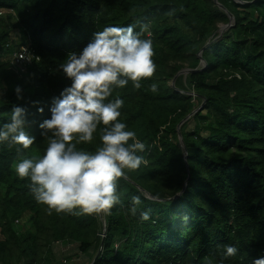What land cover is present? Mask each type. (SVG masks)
<instances>
[{
	"label": "trees",
	"instance_id": "16d2710c",
	"mask_svg": "<svg viewBox=\"0 0 264 264\" xmlns=\"http://www.w3.org/2000/svg\"><path fill=\"white\" fill-rule=\"evenodd\" d=\"M239 1L218 0L234 25L216 38L217 25L230 18L211 0H0L16 20H0V126L21 106L25 130L36 138L28 149L0 143V264H61L56 242L76 245L90 264H253L264 257V0ZM128 25L145 29L141 38L152 41L156 71L139 90L129 82L109 99L124 101L119 119L145 145L138 155L146 163L125 170L120 203L110 213L49 215L14 163L44 154L48 137L39 124L71 84L61 69L68 54L105 27ZM22 46L40 61L19 75L2 56ZM201 51L207 65L194 71ZM185 62L192 71L171 86ZM197 109L180 128L185 152L178 126ZM100 145L98 130L77 148L94 152ZM133 197L141 201L135 215ZM147 210L145 221L140 213ZM226 246L237 253L226 256Z\"/></svg>",
	"mask_w": 264,
	"mask_h": 264
},
{
	"label": "clouds",
	"instance_id": "9594fccd",
	"mask_svg": "<svg viewBox=\"0 0 264 264\" xmlns=\"http://www.w3.org/2000/svg\"><path fill=\"white\" fill-rule=\"evenodd\" d=\"M144 31L142 27L136 32L132 25L105 27L95 32L78 54L69 53L61 65L71 84L52 98L50 118L39 124L41 135L48 137L44 154L21 155L14 165L20 179L30 180V192L37 203L46 206L49 215L110 213L120 203L118 181L125 170H136L146 163L138 155L145 145L119 119L124 101L109 99L115 88L131 82L139 90L142 80L154 76L155 52L152 41L141 38ZM150 90L157 91V85L153 83ZM14 91L17 99H23L19 85ZM37 110L44 111L43 107ZM27 123L26 108L14 106L10 121L0 126V143L30 148L36 138L25 130ZM98 130L101 145L94 152L77 148L81 143L91 144ZM132 202L130 212L135 215V205L141 201L133 197ZM149 213L142 211L140 218L148 220ZM182 219L187 222L188 217ZM236 253V247L226 246V256ZM253 264H264V257L254 259Z\"/></svg>",
	"mask_w": 264,
	"mask_h": 264
},
{
	"label": "rangeland",
	"instance_id": "374dc122",
	"mask_svg": "<svg viewBox=\"0 0 264 264\" xmlns=\"http://www.w3.org/2000/svg\"><path fill=\"white\" fill-rule=\"evenodd\" d=\"M211 1H214V0H211ZM214 2H215V1H214ZM3 19L5 20V23L8 24V26H12V23H14V22L16 21V20L14 19V17H10V16H9V13L6 14V15L4 16ZM225 25H226V24H224V23H222V22L219 23V24L217 25V30L215 31V33H216V34L219 33V29H220L221 27L225 26ZM10 36H11V39H12L13 41H16V40L18 41V40L20 39L19 31H18L17 29H15V28H13V29L11 30ZM186 69H190V67H189V65H188L187 62H185V63L183 64V68H182L181 70H179L178 73H177L175 76H173V77L169 80V83H170L171 86L176 87V83H177V81H178L179 79H182L183 81H186V77H187V75H188V73H189V72H187V73L183 72V71L186 70ZM26 81H27L28 83H31V82H32V79L26 77ZM176 88H177V87H176ZM3 94H4V90H3V89H0V97H1ZM193 95L196 96L195 94H193ZM191 127H192V125H189V126H188L189 129H190ZM30 157H32V156H30ZM17 162H18V161H17ZM14 165H15V163H14ZM59 248H60V244H59V242H56V243L53 244L52 249H53V252H54L55 255L57 254V251H58ZM62 254H63V253H61V255H62ZM65 254H66V255H63V257L61 256V257L59 258L61 264L63 263V262H62V259H63V260L66 259V260H67V264H76V262H78V261H76V260H78L77 257H79L80 253H79V251H78L77 246L73 247V245H72V247H70V250H68L67 253H65ZM85 264H90V259H88L87 263H85Z\"/></svg>",
	"mask_w": 264,
	"mask_h": 264
},
{
	"label": "built area",
	"instance_id": "2783aa9c",
	"mask_svg": "<svg viewBox=\"0 0 264 264\" xmlns=\"http://www.w3.org/2000/svg\"><path fill=\"white\" fill-rule=\"evenodd\" d=\"M7 14L6 9H0V20ZM6 48L10 47V43H7ZM2 60L9 62L13 68L18 71L19 75H23L27 72V68L40 61V56L31 47H20L8 52L2 56ZM105 229L103 230L102 237H106ZM65 263V261H63Z\"/></svg>",
	"mask_w": 264,
	"mask_h": 264
},
{
	"label": "water",
	"instance_id": "95a60500",
	"mask_svg": "<svg viewBox=\"0 0 264 264\" xmlns=\"http://www.w3.org/2000/svg\"><path fill=\"white\" fill-rule=\"evenodd\" d=\"M215 1V3H217V5H219V7H220V9L222 10V11H224L225 13H227V15L229 16V18H230V22L228 23V24H226L225 25V29L223 30V31H219V35L216 37V38H218V37H220L226 30H228L229 28H231L233 25H234V17L227 11V9L223 6V5H221V4H219L218 3V0H214ZM237 3H239V4H244V3H242L241 1H239V0H235ZM202 51L199 53V58L201 59V62H200V64H199V68L198 69H196V70H194V71H197V70H202L203 68H205L206 67V62L204 61V59L202 58ZM190 71H192L191 69H186V70H184L183 72H185V73H187V72H190ZM202 107V106H201ZM200 107V108H201ZM199 108V109H200ZM199 109H197L196 111H194V113H192L191 115H189L187 118H185L183 121H181V123H180V125L178 126V137H179V142L181 143V145H182V148H183V150L186 152V150H185V147H184V144H183V139H182V135H181V131H180V128H181V126H182V124H184L185 123V121L186 120H188L193 114H195ZM104 220V219H103ZM94 263V261L91 263V264H93Z\"/></svg>",
	"mask_w": 264,
	"mask_h": 264
},
{
	"label": "crops",
	"instance_id": "0c3cea01",
	"mask_svg": "<svg viewBox=\"0 0 264 264\" xmlns=\"http://www.w3.org/2000/svg\"><path fill=\"white\" fill-rule=\"evenodd\" d=\"M59 244H60V248L57 251L56 258L60 262L59 258L61 256L63 257V255H66L65 253H67V251L70 250V247H72V245H73V247H75L76 245H74V244L65 245L64 243H61V242H59ZM61 253H63V254L61 255ZM89 256L90 255H86V254H81L80 253L79 257H77L78 260H76V261H78V262H76V264H85V263H87V261L89 259ZM63 261H65V263H62V264H67V260L66 259H64V260L62 259V262Z\"/></svg>",
	"mask_w": 264,
	"mask_h": 264
},
{
	"label": "bare ground",
	"instance_id": "6f19581e",
	"mask_svg": "<svg viewBox=\"0 0 264 264\" xmlns=\"http://www.w3.org/2000/svg\"><path fill=\"white\" fill-rule=\"evenodd\" d=\"M224 29H225V26L221 27V28L219 29V31L221 32V31H223Z\"/></svg>",
	"mask_w": 264,
	"mask_h": 264
}]
</instances>
